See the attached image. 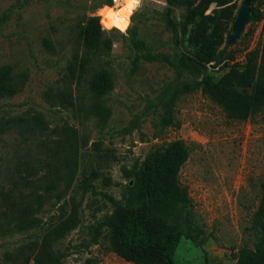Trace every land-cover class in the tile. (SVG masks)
Returning a JSON list of instances; mask_svg holds the SVG:
<instances>
[{
  "label": "rangeland",
  "instance_id": "obj_1",
  "mask_svg": "<svg viewBox=\"0 0 264 264\" xmlns=\"http://www.w3.org/2000/svg\"><path fill=\"white\" fill-rule=\"evenodd\" d=\"M242 1L227 4L216 58L206 63L216 77L233 64L242 66L248 51L259 59L264 0H250L242 31L226 43ZM168 7L173 26L165 16ZM187 10L166 0L136 5L132 0H0V71L8 68L15 81L24 79L17 93L0 98V118L40 113L42 121L30 123L48 128L44 133H0V182L7 188L16 185L15 197L30 204L40 194L42 205L33 216L43 221L5 234L6 220L17 214H0V264H31L22 246L39 242L72 206L78 225L52 241L61 264H85L89 257L98 264H134L109 249L104 227L96 242L95 228L125 207L122 190L129 178L122 168L130 169L176 139L188 148L178 178L189 194L191 222L186 226L190 238L182 235L174 252L175 264H204L205 254L209 262L234 264L240 248H255L258 233L252 220L264 180V109L231 117L205 93L201 77L191 74L186 63L211 31L218 7L210 3L192 23H186ZM90 16L99 17L111 48L93 53L84 71L77 67L74 79L68 68L81 55ZM102 69L110 73L113 86L97 96L87 80ZM59 91L68 94L70 105L51 97ZM99 101L109 110L105 122L91 113ZM51 138L63 139L65 148L49 157ZM24 163L36 169L30 178L43 172L47 179L24 187L19 180ZM48 179L54 186L45 190ZM20 247L24 252L18 256Z\"/></svg>",
  "mask_w": 264,
  "mask_h": 264
},
{
  "label": "trees",
  "instance_id": "obj_2",
  "mask_svg": "<svg viewBox=\"0 0 264 264\" xmlns=\"http://www.w3.org/2000/svg\"><path fill=\"white\" fill-rule=\"evenodd\" d=\"M166 1L188 8L186 23L194 22L198 16L204 13V9L210 3H215L218 11L212 19V29L202 40L197 52L188 57L186 65L191 74L201 77V83L203 86L205 85V93L219 104L227 115L246 118L248 115L264 109V22L259 59L255 58L253 51H248L242 66L233 64L227 72L216 77L207 70L206 63L216 58L218 40L223 29V19L227 15V4L230 0ZM165 16L168 25L173 26L170 7L166 9ZM111 42L110 37L106 36L99 24V17H88L82 33L81 55H75L68 68L71 78L77 77V67L79 73L85 70L93 53L107 52L111 48ZM13 77L8 68L0 71V98L13 96L21 88L24 79L20 78L15 81ZM87 84L95 95L101 96L112 88L113 81L110 73L102 69L94 71L88 78ZM247 86L250 87L249 92H246ZM51 97L64 104H71L68 94L66 95L63 91H59ZM91 113L105 122L109 110L99 101L92 106ZM170 120V118L166 120V123H169ZM41 121L40 113L30 116L2 117L0 118V133L9 129H17L19 133L37 131L44 133L43 129H48L47 127L37 128L34 126ZM57 129L59 128H53L52 131ZM47 140L48 138L44 141ZM50 140L53 143L47 146V154L52 157L65 148V143L63 139L53 140L51 138ZM187 157L186 144L182 140L176 139L168 142L162 148H154L141 162H134L130 169L122 168L129 178L122 190L125 207L104 218L95 228L94 240L99 241L97 234L104 227L109 249L123 260L134 264H175L173 256L180 238L182 235L190 238L186 233L187 225L191 222L190 198L186 186H183L178 178L179 170ZM21 168L23 173L19 175V180L24 187L35 180H40L41 177L47 179L43 172V176L37 173L35 177L30 178L36 172V169L31 165L24 163ZM44 168L46 171H50L48 166L42 169ZM47 181L44 186L45 190L54 186L52 180L48 179ZM104 182L110 184L111 178L104 177ZM16 188L14 184L7 188L0 182V214H17L16 218L6 220L7 226L3 229L5 234L14 229L26 231L29 228L40 226L43 222L39 217L33 216L34 212L42 205L41 195H35L34 203L30 204L26 199L15 197ZM260 189V200L252 220V227L258 233L257 244L254 249L240 248L234 264H264V180L260 183ZM78 223L77 208L72 206L68 217L48 228L39 242L30 241L22 246V248H27L23 258L26 260L31 256V264H61V256L53 250L52 241L63 237ZM22 248L16 249L18 256L24 252ZM6 256L11 257L12 255L7 253ZM85 264L98 263L94 258L89 257ZM204 264L224 263L209 262L205 254Z\"/></svg>",
  "mask_w": 264,
  "mask_h": 264
},
{
  "label": "water",
  "instance_id": "obj_3",
  "mask_svg": "<svg viewBox=\"0 0 264 264\" xmlns=\"http://www.w3.org/2000/svg\"><path fill=\"white\" fill-rule=\"evenodd\" d=\"M250 12V0H243L240 8L237 12L236 18L231 26L230 31L227 34L226 43L227 45L233 43L235 39L239 36L245 23L248 20V14ZM205 85L203 86L204 90ZM250 87L247 86L246 92H249Z\"/></svg>",
  "mask_w": 264,
  "mask_h": 264
},
{
  "label": "clouds",
  "instance_id": "obj_4",
  "mask_svg": "<svg viewBox=\"0 0 264 264\" xmlns=\"http://www.w3.org/2000/svg\"><path fill=\"white\" fill-rule=\"evenodd\" d=\"M133 5L139 4L140 0H132Z\"/></svg>",
  "mask_w": 264,
  "mask_h": 264
}]
</instances>
